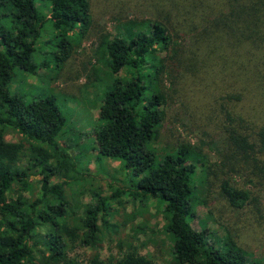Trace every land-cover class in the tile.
Wrapping results in <instances>:
<instances>
[{
  "label": "trees",
  "instance_id": "obj_1",
  "mask_svg": "<svg viewBox=\"0 0 264 264\" xmlns=\"http://www.w3.org/2000/svg\"><path fill=\"white\" fill-rule=\"evenodd\" d=\"M181 2V15L191 18L186 29L204 33L207 51L220 49V42L239 61L227 89L234 94L223 97L224 101L246 102L256 119L264 111V0ZM114 21L115 30L101 35L96 51L112 83L93 131L99 160L120 162L128 185L110 199L93 190V201L77 203L81 214L76 215L65 187L81 182L77 177L80 165L58 141L65 119L56 100L26 101L12 93V83L17 70L36 75L44 66L36 63L34 55L47 24L70 38L57 46L58 65L70 59L75 44L93 27L91 1L0 0V264H78L71 253L81 246L98 248L100 220L105 221L112 203L121 202L124 196L163 212V232L172 242L175 264H251L250 254L232 235L211 242V235L194 228L195 202L202 199L207 204L204 190L211 170L200 145L158 147L170 95L165 84L168 59L174 62L181 52L170 17L155 14ZM197 57L199 53L193 50L192 58ZM125 72L129 78L121 76ZM181 76L178 83L186 79L182 72ZM241 105L234 108L232 120L240 125L256 123L254 137L240 134L235 138L238 129L227 128L228 142L238 146L242 156L256 149L264 154V124L252 122ZM10 130L28 140L29 147L8 141ZM28 152V167L23 168L20 164ZM32 171L41 176L40 193L28 198L22 191L16 193L14 184L26 190ZM55 178L61 182L52 184ZM220 194L239 210L251 199L249 192L229 181L223 182ZM89 264L156 263L134 245L114 262L102 261L96 253Z\"/></svg>",
  "mask_w": 264,
  "mask_h": 264
},
{
  "label": "rangeland",
  "instance_id": "obj_2",
  "mask_svg": "<svg viewBox=\"0 0 264 264\" xmlns=\"http://www.w3.org/2000/svg\"><path fill=\"white\" fill-rule=\"evenodd\" d=\"M90 1L93 27L85 38L75 44L70 59L63 66L58 65L55 58L57 46L64 38H70L63 37L62 33L47 24L34 55L36 63L44 66H40L36 75L17 70L12 83V93L26 101L54 98L65 119L58 141L61 148L80 165L77 177L81 182L65 187L71 209L80 215L77 203L85 205L93 201V190L110 199L117 189H127L128 185L122 164L104 157L99 160L95 142L93 130L103 96L109 83H112L108 68L98 61L96 55L100 37L115 30L114 19L117 17L147 19L155 14L161 17L168 15L172 35L181 52L178 57L174 56V62L168 59L165 84L170 95L158 147H176L180 143L200 145L209 159L211 170L204 190L207 204L202 199L195 202L194 228L201 234L211 235V242L232 235L250 254L251 264H264V154L257 153L256 149L242 156L238 146L229 144L226 134L227 128L238 129L235 138L240 134L252 137L255 132L256 123L252 126L240 125L239 121L232 120L235 119L234 108L238 105L242 104L241 107L245 108L243 112L253 119L252 122L259 121L262 125L264 111L254 119L256 112L251 111L246 102L231 99L227 104L224 101L223 97L234 94L227 89L233 80L231 75L238 72L236 56L227 54L220 42L217 43L220 49L212 53L207 51L208 45L203 43L204 33L186 29L191 18L181 15V0ZM193 50L199 53V57L192 58ZM181 72L186 79L178 83V79L182 78ZM121 76L130 77L126 72ZM6 139L23 142L29 147L28 140L16 131H7ZM27 156L20 164L23 168L28 167L29 152ZM40 178L38 171L30 172L26 190H23L22 184L15 183V192L22 191L28 198L37 197ZM225 181L250 193L251 199L244 209L231 207L221 196V186ZM58 182L61 181L55 178L52 184ZM105 219L102 218L99 223L98 248L81 246L71 253L78 264H89L96 253L102 261L114 262L134 245L142 253L151 255L156 264H175L172 242L163 232V212L153 204H142L124 196L121 202L112 203ZM46 230L44 228V232Z\"/></svg>",
  "mask_w": 264,
  "mask_h": 264
}]
</instances>
